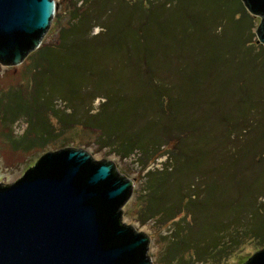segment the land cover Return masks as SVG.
<instances>
[{
    "label": "trees",
    "instance_id": "1",
    "mask_svg": "<svg viewBox=\"0 0 264 264\" xmlns=\"http://www.w3.org/2000/svg\"><path fill=\"white\" fill-rule=\"evenodd\" d=\"M254 20L241 0H74L56 41L31 53L41 119L12 145L30 131L28 149L88 131L121 158L137 154L142 171L165 156L135 203L141 223L175 225L167 253L222 264L244 241L264 246V46Z\"/></svg>",
    "mask_w": 264,
    "mask_h": 264
},
{
    "label": "water",
    "instance_id": "2",
    "mask_svg": "<svg viewBox=\"0 0 264 264\" xmlns=\"http://www.w3.org/2000/svg\"><path fill=\"white\" fill-rule=\"evenodd\" d=\"M260 18L264 0H241ZM54 0H0V64L17 66L42 43ZM133 181L83 148L47 150L15 182L0 183V264H152L148 232L124 218ZM238 264H264V247Z\"/></svg>",
    "mask_w": 264,
    "mask_h": 264
},
{
    "label": "rangeland",
    "instance_id": "3",
    "mask_svg": "<svg viewBox=\"0 0 264 264\" xmlns=\"http://www.w3.org/2000/svg\"><path fill=\"white\" fill-rule=\"evenodd\" d=\"M54 1L61 6H56L54 16L50 21L49 28L42 39L41 45L56 41L58 30L66 24L68 20V8H70L74 0ZM259 21L260 18L255 17L253 32ZM97 30V27L94 28L93 33ZM253 81H255L254 78ZM98 102L99 99H96L92 103L91 112H95ZM31 103H34L31 99V59L28 58L17 66H3L0 64V183L11 184L18 180L47 150H59L66 147L83 148L98 161L106 159L118 163V172L127 174L128 179H131L135 183L132 197L126 201L124 206V218L131 225L137 223L140 231L148 232L152 264H190L188 260L193 261L196 259L192 251H184L173 255L167 253L173 247L171 236L175 225L172 222L161 224L158 221L156 222V218H154L141 223L137 218L139 208L135 201L143 193L144 173L147 170L162 169L166 160L165 156L158 157L156 161H153L148 168L142 171L136 162L137 154L121 158L108 147L100 148L94 142L92 133L88 131L75 134V139L69 138L65 134L45 146H33V148L28 149L31 146V142L30 145H27L29 143L28 140L32 139L30 131L27 137L28 140L20 141L17 143V146H13L12 141H19L31 122L41 119L42 111L34 110ZM56 106L62 107V104L57 101ZM45 115L55 127L58 126L57 121L49 110H46ZM34 128L37 132L35 126ZM261 201L264 202V198H261ZM244 242L245 245L243 244ZM244 242L239 244L232 253H229L222 264H238L247 261L251 255L264 247L250 241ZM191 264L220 263L205 260L195 261Z\"/></svg>",
    "mask_w": 264,
    "mask_h": 264
},
{
    "label": "bare ground",
    "instance_id": "4",
    "mask_svg": "<svg viewBox=\"0 0 264 264\" xmlns=\"http://www.w3.org/2000/svg\"><path fill=\"white\" fill-rule=\"evenodd\" d=\"M9 180H11V179H9Z\"/></svg>",
    "mask_w": 264,
    "mask_h": 264
}]
</instances>
